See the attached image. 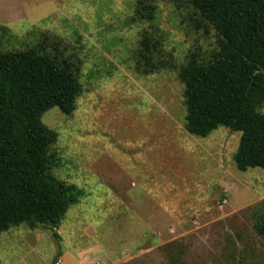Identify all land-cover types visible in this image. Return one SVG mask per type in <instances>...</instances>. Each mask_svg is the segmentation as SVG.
<instances>
[{
    "label": "rangeland",
    "instance_id": "obj_1",
    "mask_svg": "<svg viewBox=\"0 0 264 264\" xmlns=\"http://www.w3.org/2000/svg\"><path fill=\"white\" fill-rule=\"evenodd\" d=\"M136 2L0 0L2 50L40 42L79 66L75 110L40 120L58 135L54 174L83 191L56 237L25 224L0 233V264H264L253 227L264 170L236 168L241 133H188L176 69L143 74L133 60L143 28L175 65L207 56L216 32L185 0H149L155 18L130 23Z\"/></svg>",
    "mask_w": 264,
    "mask_h": 264
},
{
    "label": "trees",
    "instance_id": "obj_2",
    "mask_svg": "<svg viewBox=\"0 0 264 264\" xmlns=\"http://www.w3.org/2000/svg\"><path fill=\"white\" fill-rule=\"evenodd\" d=\"M185 1L198 14V27L215 30L216 48L207 56L190 52L175 65L164 53L163 35L147 27L133 53L135 68L143 74L176 69L187 132L205 137L219 126L238 131L236 168L264 170V0ZM155 11L149 0H137L128 22L153 20ZM42 47L38 42L17 51L0 48V233L25 224L47 227L56 237L66 211L83 195L54 174L58 135L40 120L53 107L64 114L75 110L82 93L79 66ZM253 217L264 240V200Z\"/></svg>",
    "mask_w": 264,
    "mask_h": 264
}]
</instances>
